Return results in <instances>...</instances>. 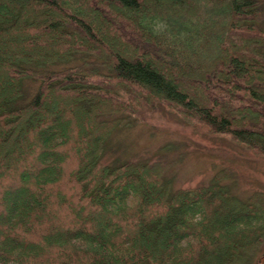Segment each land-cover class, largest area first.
<instances>
[{"label":"trees","instance_id":"1","mask_svg":"<svg viewBox=\"0 0 264 264\" xmlns=\"http://www.w3.org/2000/svg\"><path fill=\"white\" fill-rule=\"evenodd\" d=\"M263 13L260 0H0V264H250L264 192L238 197L225 169L174 188L164 161L103 153L139 107L164 105L264 154Z\"/></svg>","mask_w":264,"mask_h":264},{"label":"rangeland","instance_id":"2","mask_svg":"<svg viewBox=\"0 0 264 264\" xmlns=\"http://www.w3.org/2000/svg\"><path fill=\"white\" fill-rule=\"evenodd\" d=\"M264 8V0H260ZM73 10V9H72ZM259 25L264 28V13ZM79 58L49 65L62 68L78 63ZM19 103L36 91L38 81L25 78ZM130 118L133 124L117 127L109 135L103 160L125 159L164 161L165 175L174 188L207 183L215 172L225 169L229 177L222 180L240 198L264 192V154L248 149L227 135L197 130L164 105H143ZM250 264H264V246L253 254Z\"/></svg>","mask_w":264,"mask_h":264}]
</instances>
